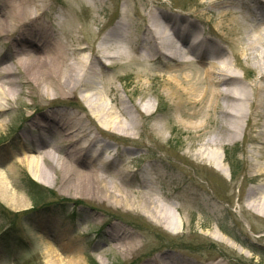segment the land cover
I'll return each instance as SVG.
<instances>
[{"label":"rangeland","instance_id":"374dc122","mask_svg":"<svg viewBox=\"0 0 264 264\" xmlns=\"http://www.w3.org/2000/svg\"><path fill=\"white\" fill-rule=\"evenodd\" d=\"M201 1L47 0L44 19L55 30L74 27L76 37L90 48L97 47L119 19L127 25L117 42L131 54L120 62L107 61L100 81L113 84L131 109L126 120L133 116L136 123L126 121L125 130L112 135L97 133L107 143L110 159L115 158L102 168L106 175L117 169L120 153L126 192L136 200L149 189L167 199L176 206L171 208L176 224L167 228L155 222L137 202L110 203L69 192L58 181L45 185L33 179L19 149L21 143L31 145L29 138L38 134L29 120L42 109L26 89L17 87L20 100L0 114V171L13 193L10 199L0 197V264H143L160 253L182 255L188 264H264V171L253 170L264 166V160L256 157L249 125L243 123V132L218 147L206 145L216 131V117L205 104L173 105L158 78L172 62L137 55L141 35L134 29L136 12L148 10L187 17L200 29L199 37L213 39L230 55L219 33L197 17L204 9ZM4 52L0 47V60ZM174 69L177 78L186 76V85L201 88L197 78L202 65L195 58L190 57L185 68ZM233 70L243 75L244 83L253 79L250 64L233 65ZM47 109L85 114L83 103L72 97ZM23 131H28L26 140L20 136ZM29 179L42 190L40 198L35 196L38 204L27 191ZM121 234L135 242L132 252L115 248Z\"/></svg>","mask_w":264,"mask_h":264},{"label":"bare ground","instance_id":"6f19581e","mask_svg":"<svg viewBox=\"0 0 264 264\" xmlns=\"http://www.w3.org/2000/svg\"><path fill=\"white\" fill-rule=\"evenodd\" d=\"M199 4L204 9L197 17H203L202 22L219 33L230 47V55L213 39L199 37L200 29L187 17L152 10L136 12L134 29L141 35L137 55L172 62L164 65L166 71L158 78L173 105L205 104L207 112L216 117V131L206 145H222L227 137L243 132L246 122L249 139L258 147L256 157L264 160V0H202ZM46 12L47 0H0V47L5 50L0 60V114L20 100L17 87L26 89V95L36 99L42 109L30 116V126L38 134L29 138L31 145L21 143V161L41 184L58 181L69 192L106 202H137L152 220L174 228L176 219L171 208L176 206L170 201L159 199L149 189L136 200L126 192L120 153L117 169L106 175L102 168L115 158L110 159L107 143L99 140L97 133L112 135L124 131L126 121L136 123L133 116L126 120L131 109L113 84L100 81L107 61L120 62L131 54L118 44L127 25L119 19L98 46L90 48L76 37L74 27L55 30L51 21L44 19ZM190 57L202 65L197 78L201 88L186 85V76L177 78L172 73L175 67L185 68ZM240 63L254 69L253 79L247 83L233 70V65ZM71 97L83 103L84 115L47 109L52 102L63 103ZM138 114L143 115L140 111ZM27 132L20 134L22 140L28 139ZM212 153L216 154L215 150ZM213 167L222 171L219 164ZM253 170L263 172L264 166L257 165ZM11 193L0 171V197L10 199ZM123 236L115 248L130 253L135 242ZM186 263L182 255L160 253L143 264ZM209 264L219 263L211 260Z\"/></svg>","mask_w":264,"mask_h":264},{"label":"trees","instance_id":"16d2710c","mask_svg":"<svg viewBox=\"0 0 264 264\" xmlns=\"http://www.w3.org/2000/svg\"><path fill=\"white\" fill-rule=\"evenodd\" d=\"M227 154H228V151H227V149H225L224 150V155L227 157ZM229 161V160H228ZM231 172L233 173L234 172V167L231 169ZM37 188H39L36 184H35V182H33L31 179H29L28 180V184H27V191H28V193L31 195V196H33V200H34V203L35 204H38V203H40V201L39 202H36V200H37V197H35V196H38V198H40L41 197V192H42V190L40 191H38L37 190ZM38 201V200H37ZM36 206V205H35ZM89 264H95L93 261H91Z\"/></svg>","mask_w":264,"mask_h":264}]
</instances>
